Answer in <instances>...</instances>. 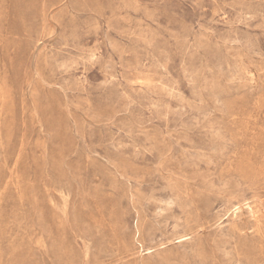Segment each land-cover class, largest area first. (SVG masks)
Wrapping results in <instances>:
<instances>
[{
    "label": "rangeland",
    "instance_id": "obj_1",
    "mask_svg": "<svg viewBox=\"0 0 264 264\" xmlns=\"http://www.w3.org/2000/svg\"><path fill=\"white\" fill-rule=\"evenodd\" d=\"M0 264H264V0H0Z\"/></svg>",
    "mask_w": 264,
    "mask_h": 264
},
{
    "label": "bare ground",
    "instance_id": "obj_2",
    "mask_svg": "<svg viewBox=\"0 0 264 264\" xmlns=\"http://www.w3.org/2000/svg\"><path fill=\"white\" fill-rule=\"evenodd\" d=\"M72 68V67H71ZM68 69H69V67H68ZM170 192V191H169Z\"/></svg>",
    "mask_w": 264,
    "mask_h": 264
}]
</instances>
